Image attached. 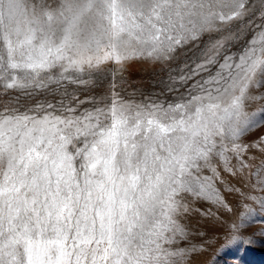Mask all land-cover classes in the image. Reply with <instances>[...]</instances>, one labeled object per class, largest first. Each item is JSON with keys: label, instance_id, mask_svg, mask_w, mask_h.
<instances>
[{"label": "snow or ice", "instance_id": "6c2138e0", "mask_svg": "<svg viewBox=\"0 0 264 264\" xmlns=\"http://www.w3.org/2000/svg\"><path fill=\"white\" fill-rule=\"evenodd\" d=\"M205 33L218 38L170 73L187 95L166 106L66 89L21 102L108 61L170 63ZM260 87L264 0H0V264H185L184 194L220 202L213 161L243 174L248 150L264 153V138L240 142ZM255 175L264 193V160Z\"/></svg>", "mask_w": 264, "mask_h": 264}, {"label": "rangeland", "instance_id": "374dc122", "mask_svg": "<svg viewBox=\"0 0 264 264\" xmlns=\"http://www.w3.org/2000/svg\"><path fill=\"white\" fill-rule=\"evenodd\" d=\"M48 2L52 3L53 0ZM251 36L252 33L248 32L241 40L231 43L229 51L238 54ZM210 38L216 39L218 34L205 33L199 41L182 49L175 61L166 64L141 58L125 62L124 67L120 68L115 61H108L101 65L100 71H94L91 77L84 76V79H90L87 85L64 81L60 92L41 93L31 99L22 97L21 102L31 105L47 99L56 103L61 99L60 93L66 89L69 93H75L80 100L110 98L115 91L125 100L140 102L148 99L166 106L167 103L178 101L182 94L187 95L186 89L179 84L169 91L170 73L175 75L174 69L181 67L185 61L190 63L199 57L200 49ZM215 71L216 67H213L212 72ZM9 93L11 97L21 95L12 90ZM255 95V100L246 103L245 111L254 113V119L259 123L241 137L240 142L245 144L259 142L264 138V87L257 88ZM8 98L0 89V103ZM82 107L90 108L92 104L85 103ZM249 157L255 159L249 160ZM244 158L252 168L235 175L225 171L218 160L213 161L223 180L214 181L220 202L184 194V202L189 210L178 217V222L186 235L178 237V243L172 247L186 250L185 264H264V207L259 203L264 193L260 191L255 175L264 160V153L259 147H253ZM203 174L211 175L207 169ZM253 196L255 199L251 198Z\"/></svg>", "mask_w": 264, "mask_h": 264}]
</instances>
